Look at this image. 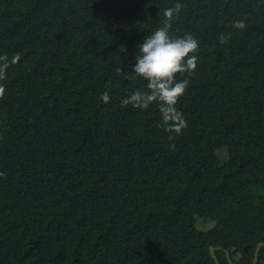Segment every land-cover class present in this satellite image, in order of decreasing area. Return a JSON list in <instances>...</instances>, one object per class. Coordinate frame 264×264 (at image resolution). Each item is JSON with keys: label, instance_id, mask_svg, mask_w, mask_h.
I'll return each instance as SVG.
<instances>
[{"label": "trees", "instance_id": "16d2710c", "mask_svg": "<svg viewBox=\"0 0 264 264\" xmlns=\"http://www.w3.org/2000/svg\"><path fill=\"white\" fill-rule=\"evenodd\" d=\"M176 2L170 33L198 42L195 69L176 74L179 134L155 103L121 104L144 88L126 77L136 46ZM0 55L14 58L0 79V264H215L210 248L253 264L264 0H0Z\"/></svg>", "mask_w": 264, "mask_h": 264}, {"label": "clouds", "instance_id": "9594fccd", "mask_svg": "<svg viewBox=\"0 0 264 264\" xmlns=\"http://www.w3.org/2000/svg\"><path fill=\"white\" fill-rule=\"evenodd\" d=\"M179 2L163 9L162 26L156 27L136 46L137 54L128 65L126 77L144 82V88L133 89L121 99L122 105L145 110L155 103L160 119L169 133L179 134L186 126L183 114L176 107L177 100L185 92L187 79H176V74H191L196 67L198 42L191 34L172 35L171 20L180 12ZM234 27L242 28V21H234ZM14 58L0 55V79ZM121 70V69H120ZM122 71V70H121ZM0 92H3L0 86ZM107 102V92L102 94Z\"/></svg>", "mask_w": 264, "mask_h": 264}, {"label": "water", "instance_id": "95a60500", "mask_svg": "<svg viewBox=\"0 0 264 264\" xmlns=\"http://www.w3.org/2000/svg\"><path fill=\"white\" fill-rule=\"evenodd\" d=\"M262 247H264V243H260V244H258V245L256 246V248H255V252H254L253 264H256V260H257V257H258V254H259V251L261 250ZM247 250H248V248L245 247V251H247ZM209 251H210V255H211V257L213 258L215 264H218V263H217V259H216L215 255H214V251H215V249H214V248H210ZM226 255H227V259H228L229 264H232L231 261H230V258H229V256H228V252H226Z\"/></svg>", "mask_w": 264, "mask_h": 264}, {"label": "rangeland", "instance_id": "374dc122", "mask_svg": "<svg viewBox=\"0 0 264 264\" xmlns=\"http://www.w3.org/2000/svg\"><path fill=\"white\" fill-rule=\"evenodd\" d=\"M222 157H223V159H220V160H221L222 162H224V161H225V155L223 154ZM195 241H196L195 239H193V238H191V237H189V236H187V237L185 238V242H186L187 244H192V243H194ZM203 245H204V247H206L205 243H204Z\"/></svg>", "mask_w": 264, "mask_h": 264}]
</instances>
